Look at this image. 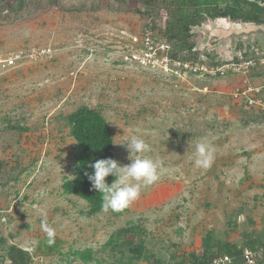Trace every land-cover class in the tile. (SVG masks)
Segmentation results:
<instances>
[{
	"label": "rangeland",
	"instance_id": "rangeland-1",
	"mask_svg": "<svg viewBox=\"0 0 264 264\" xmlns=\"http://www.w3.org/2000/svg\"><path fill=\"white\" fill-rule=\"evenodd\" d=\"M162 4L148 10L138 0H0L4 252L19 247L30 264H175L202 249L207 235L238 248L251 236L261 243L257 264H264V110L234 95L264 85L263 56L250 73L201 70L232 64L236 56L245 61L239 44L249 34L264 45V29L237 34L247 26L208 20L192 31L199 55L190 61L199 71L165 73L126 59L133 39L152 31L146 26L161 37L169 18ZM18 53L24 56L18 64L4 66ZM81 107L103 114L122 165L130 163L123 144L133 135L151 146L141 155L162 161L160 179L119 216L91 215L85 201L63 191L76 172L67 119ZM199 143L215 150L210 168L194 165ZM44 217L62 243L53 254L43 252ZM128 241L142 246L144 259ZM87 249L93 262L72 255Z\"/></svg>",
	"mask_w": 264,
	"mask_h": 264
},
{
	"label": "trees",
	"instance_id": "trees-1",
	"mask_svg": "<svg viewBox=\"0 0 264 264\" xmlns=\"http://www.w3.org/2000/svg\"><path fill=\"white\" fill-rule=\"evenodd\" d=\"M138 1L144 4L148 10L161 3V0ZM163 2L174 5V8L171 10L169 5L162 4L168 12L169 18L164 29L160 31L161 37L153 32L155 31L153 26L148 25L145 28L152 29L153 38L156 41H167L172 45L170 56L175 60L183 62L197 60L199 53L192 31L208 20L228 19L235 24L247 26L236 32L237 34L247 32L252 27L257 30L264 29V0H169V2L163 0ZM143 34L142 31L139 37H142ZM248 35H246V41H241L239 46L242 52H245L244 55L247 58L245 61L256 64L260 55L263 56L260 58L264 59V45L259 47L257 45L259 43L257 42L259 41L258 37ZM262 35L264 38V31H261V37ZM255 48H260V52L259 50V53L253 51ZM250 54L252 56H249ZM241 62L243 61L236 56L234 63ZM254 67L255 65L250 67L249 73ZM67 120L71 126L72 136L76 141V172L75 177L67 179L62 188L65 194L75 195L85 201L90 207L89 214L94 215L103 211L101 207L102 196L97 191L92 190L88 175L93 174V169L89 165L99 159L113 158L116 160L113 132L103 114L97 109L81 107L70 114ZM11 128L15 129L14 127ZM113 180L114 177L112 176L106 178V182L109 184ZM124 210L110 211L119 216ZM3 244H6V241L0 238V260L2 264H6L8 261L10 264H30L31 256L27 251L11 246L4 252L1 249ZM61 244L57 239L53 245H49L45 240L43 246L46 248V252L43 249L42 251L45 254H53ZM128 244L133 247V253L137 259L145 258L142 246H137L132 241H128ZM260 244L259 239H252L251 236H248L244 240L243 247L238 248L237 245L221 244L215 241L212 236L207 235L202 242V249L189 254L188 258L182 256L179 261H175V264H210L214 258L222 255L233 257L236 260L233 264H245L240 259L242 250L245 248L257 250L256 248L261 246ZM214 247H218V250L215 251ZM72 255L84 263L94 261L93 251L90 249L76 250Z\"/></svg>",
	"mask_w": 264,
	"mask_h": 264
},
{
	"label": "clouds",
	"instance_id": "clouds-1",
	"mask_svg": "<svg viewBox=\"0 0 264 264\" xmlns=\"http://www.w3.org/2000/svg\"><path fill=\"white\" fill-rule=\"evenodd\" d=\"M121 145V144H115ZM130 153V163L122 165L113 158L99 159L89 166L93 174L88 175L92 190L102 196L101 207L107 212L120 211L129 207L136 201L144 187L153 185L160 179L162 161L159 157L143 156L141 154L151 151V146L142 137L131 136L126 144H123ZM196 158L194 165L197 168H210L215 159V150L212 146L199 143L195 148ZM133 153L136 155L133 156ZM112 176L111 184L106 178ZM41 227L47 236V243H55L56 230L49 225L47 218L41 221ZM10 264V261L6 262Z\"/></svg>",
	"mask_w": 264,
	"mask_h": 264
},
{
	"label": "built area",
	"instance_id": "built-area-1",
	"mask_svg": "<svg viewBox=\"0 0 264 264\" xmlns=\"http://www.w3.org/2000/svg\"><path fill=\"white\" fill-rule=\"evenodd\" d=\"M134 48L128 52L126 59L138 64L142 67H148L152 69H161L165 73H171L178 75L182 70L184 72H190L196 74L199 71L198 66H194L193 62H183L171 58L170 54L172 46L167 41H156L153 38L152 31H144V34L140 39H133ZM24 56L22 53H18L14 56H10L4 60V66L16 65L19 60H22ZM264 64V59L261 60ZM255 63L251 61H243L241 63H232L223 67L209 69L203 67L201 70L203 74L222 75L225 76L228 72L238 73L239 71L247 73L250 67ZM260 94H264V85L239 88L234 93L235 97L245 96L248 99V105L250 107H260L264 110V98H260ZM248 95H251L248 96ZM259 253L257 250L245 248L242 250L240 259L245 264H257ZM234 258L228 255H222L214 258L210 264H233Z\"/></svg>",
	"mask_w": 264,
	"mask_h": 264
}]
</instances>
